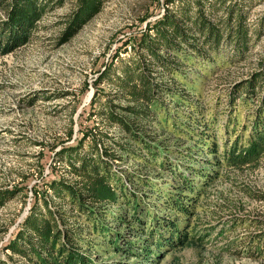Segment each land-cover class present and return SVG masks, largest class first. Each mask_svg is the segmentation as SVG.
Masks as SVG:
<instances>
[{
	"label": "trees",
	"instance_id": "obj_1",
	"mask_svg": "<svg viewBox=\"0 0 264 264\" xmlns=\"http://www.w3.org/2000/svg\"><path fill=\"white\" fill-rule=\"evenodd\" d=\"M0 1L7 12L0 18V55L24 45L44 15L64 4V0ZM105 1L77 0L76 9L65 22L62 39L73 37L102 10ZM215 1L165 0V13L149 22L135 42L124 44V51L132 46L142 51L143 57L123 61L120 72L113 77L110 72L120 57L116 53L111 66L96 82L97 92L88 115L91 118L98 113L93 107L101 98L103 83L119 81L128 102L121 109L125 114L115 113L114 101L106 106V114L110 123L120 125L127 135L119 140L113 137L122 153L102 144L98 128L83 130L74 144L63 146L57 157L73 177H53L46 182L47 194L34 193L28 215L7 244L13 255L8 260L0 259V264H11L9 260L16 261L15 255L23 264H159L169 251L201 241L203 235L196 234L192 219L209 184L219 179L221 169L251 163L264 147V56L259 67L230 91L231 104H236L238 98L254 103L246 115L252 127L246 142L244 131L249 123L242 126L240 134L236 130L231 133L230 115L225 124L228 138L219 145L216 136L209 133V123L201 119L196 124L203 125V130L188 127L193 145L174 161L165 141L152 134L144 121L151 122L150 115L156 119L153 111L168 110L157 94L160 89L167 93L172 89L151 79V63L155 69L162 67L176 77L195 57L213 60L224 42L232 46L231 56H245L252 29L257 37L264 31L263 22L250 31L243 5L235 2L220 14L219 5L227 0H219L218 5ZM175 3L176 8L171 9ZM172 94L183 96L178 89ZM167 110L165 118L169 119ZM220 146L224 147L222 151ZM124 153L137 161L138 170L122 176L112 160H123L127 157ZM163 176L166 179L161 183L159 177ZM48 192L69 208L54 210ZM16 193L0 189V208ZM258 251L260 248H252L253 253ZM106 255L113 259H105ZM165 264H182L181 257L174 255Z\"/></svg>",
	"mask_w": 264,
	"mask_h": 264
},
{
	"label": "rangeland",
	"instance_id": "obj_2",
	"mask_svg": "<svg viewBox=\"0 0 264 264\" xmlns=\"http://www.w3.org/2000/svg\"><path fill=\"white\" fill-rule=\"evenodd\" d=\"M2 2L0 18L7 13ZM218 2L215 1L217 5ZM235 2L243 5L250 31L264 24V0H227L219 5L220 14ZM76 6L77 0H64L62 6L50 9L24 45L0 55V189L17 192L0 208V259L8 260L13 255L7 244L28 215L34 193L47 194L46 182L53 177H73L57 157L63 146L74 144L83 130L98 128L102 144L122 153L113 137L119 140L127 135L120 125L110 123L106 106L114 101L115 113L121 115L128 102L119 81L105 82L99 90L101 98L93 107V112L98 113L90 118L96 82L111 66L116 53L120 57L110 72L113 77L120 72L123 61L143 57L142 51L132 46L124 51V44L135 42L148 29V23L160 18L167 7L165 0H106L99 13L64 41L65 22ZM176 6L177 3L170 8ZM251 36L245 56H231L232 46L224 42L213 60L195 57L176 77L162 67L155 69L151 63V79L172 88L168 93L160 89L157 94L159 102L168 107L165 110L170 117L166 119V111L161 109L153 111L156 119L150 115L151 122H144L152 134L165 141L172 160L193 145L189 126L203 130V125L196 124L198 120L209 123V133L216 136L219 145L228 138L225 124L230 115L231 133L236 130L240 134L242 126L249 123L246 115L254 103L247 104L244 98H238L236 104L229 100L232 86L258 68L264 56V31L257 37L252 29ZM176 89L183 96H174ZM153 120L160 123L153 124ZM247 128L243 142L252 129L250 123ZM223 148L220 146L221 151ZM124 156L123 160L111 158L122 176L138 170L137 161L128 159L125 153ZM220 173L219 179L207 187L197 216L192 219L196 234L203 235L201 241L169 251L159 264L174 255L181 257L182 264H264V147L251 163L225 167ZM165 179L166 176L159 177L161 183ZM48 197L54 202V210L69 208L51 192ZM253 247L260 251L253 253ZM110 257L104 256L112 260ZM14 259L17 263L9 262L24 263L17 255Z\"/></svg>",
	"mask_w": 264,
	"mask_h": 264
}]
</instances>
